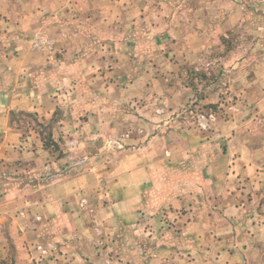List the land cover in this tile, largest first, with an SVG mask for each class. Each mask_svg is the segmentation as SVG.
I'll list each match as a JSON object with an SVG mask.
<instances>
[{"label": "rangeland", "instance_id": "rangeland-1", "mask_svg": "<svg viewBox=\"0 0 264 264\" xmlns=\"http://www.w3.org/2000/svg\"><path fill=\"white\" fill-rule=\"evenodd\" d=\"M2 197L26 200L18 232L36 238L0 217V264L201 262L216 232L251 244L264 0H0Z\"/></svg>", "mask_w": 264, "mask_h": 264}, {"label": "crops", "instance_id": "crops-1", "mask_svg": "<svg viewBox=\"0 0 264 264\" xmlns=\"http://www.w3.org/2000/svg\"><path fill=\"white\" fill-rule=\"evenodd\" d=\"M18 197L19 196H15ZM40 200V199H39ZM40 202V201H39ZM26 200L22 197L21 199H9V197H2L0 198V217H6L8 219V223L13 224L12 229L17 230L16 236L19 240L26 241L29 238H36L35 233H25V231L22 233V235L18 232V229L21 227L16 223L17 220H19L22 224V221L19 217V214H17V211L21 206H26ZM38 202H36L34 199L31 201L32 208H29L27 210H22L21 212L24 213V217H30L28 211H30L33 215L36 216V213L40 212L41 208L36 206ZM40 204V203H39ZM17 206H19L17 208ZM13 216L12 219H14V222H9L10 218ZM222 216V215H221ZM17 217V218H16ZM223 217V216H222ZM220 216L216 217L217 220H223ZM203 220H209V217L206 216L205 218H202ZM211 220V219H210ZM195 224H189L188 228H193L194 226L198 229H200L197 223H199V220H194ZM229 221L228 219H225V222ZM10 225H6L8 229ZM23 230V229H21ZM232 235V234H231ZM230 233H227L225 235H220L219 232H216L214 236H217V242L216 244L212 245L209 250L204 249L205 251L201 250V252H205V254L208 255V258H205V260L199 261L200 258H197L196 260H190L188 258H181L180 256H169V253L171 252L169 249H164L165 251L161 250L160 253H157L153 255V257L147 262V264H264V246L261 245L259 242L264 240V229L258 228L255 231L251 232L250 238L252 240L251 244H248L247 241L243 242H232L226 244V242L231 238ZM10 232H3V229H1L0 226V260L3 259L5 256H7L9 249L7 248L10 241L9 237H11ZM22 238V239H21ZM28 238V239H27ZM222 240V241H219ZM179 254V253H178ZM20 255L21 252H16L15 256V264H21L20 261ZM203 259V258H202Z\"/></svg>", "mask_w": 264, "mask_h": 264}, {"label": "trees", "instance_id": "trees-1", "mask_svg": "<svg viewBox=\"0 0 264 264\" xmlns=\"http://www.w3.org/2000/svg\"><path fill=\"white\" fill-rule=\"evenodd\" d=\"M54 144V143H53ZM54 146H55V144H54ZM56 148V147H55Z\"/></svg>", "mask_w": 264, "mask_h": 264}]
</instances>
